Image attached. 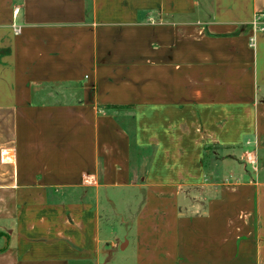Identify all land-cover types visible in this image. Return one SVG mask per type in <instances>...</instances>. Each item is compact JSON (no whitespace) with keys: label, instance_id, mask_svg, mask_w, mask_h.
Wrapping results in <instances>:
<instances>
[{"label":"crops","instance_id":"crops-1","mask_svg":"<svg viewBox=\"0 0 264 264\" xmlns=\"http://www.w3.org/2000/svg\"><path fill=\"white\" fill-rule=\"evenodd\" d=\"M260 13L0 0V264H264Z\"/></svg>","mask_w":264,"mask_h":264},{"label":"rangeland","instance_id":"rangeland-1","mask_svg":"<svg viewBox=\"0 0 264 264\" xmlns=\"http://www.w3.org/2000/svg\"><path fill=\"white\" fill-rule=\"evenodd\" d=\"M213 150L214 149H211L209 152L212 153ZM211 156H212V154H211ZM222 162H223V159H206V173L208 175H212V173L215 172V171L217 173L218 172H221L222 171V168H223ZM133 165H134V167L135 166H139V159H133ZM122 199L120 200V203L118 204L119 207H120V209L121 208H127V209H129L128 212H129L130 216L133 215L135 213V210H136V208H135L136 203H134L133 206L132 205H129V206L127 205L126 206V203H123L122 202ZM107 226H108L107 223H104L103 224L102 227H103L104 231H107L108 230V227Z\"/></svg>","mask_w":264,"mask_h":264},{"label":"built area","instance_id":"built-area-1","mask_svg":"<svg viewBox=\"0 0 264 264\" xmlns=\"http://www.w3.org/2000/svg\"><path fill=\"white\" fill-rule=\"evenodd\" d=\"M253 27L256 31L264 33V13H260L259 15H257Z\"/></svg>","mask_w":264,"mask_h":264},{"label":"trees","instance_id":"trees-1","mask_svg":"<svg viewBox=\"0 0 264 264\" xmlns=\"http://www.w3.org/2000/svg\"><path fill=\"white\" fill-rule=\"evenodd\" d=\"M110 109H122V107H110ZM212 148H208L207 150L210 151ZM7 246L3 247L2 249H0V252L6 250Z\"/></svg>","mask_w":264,"mask_h":264}]
</instances>
